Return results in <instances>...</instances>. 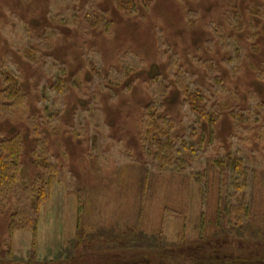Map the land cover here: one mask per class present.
Returning a JSON list of instances; mask_svg holds the SVG:
<instances>
[{"label":"rangeland","instance_id":"obj_1","mask_svg":"<svg viewBox=\"0 0 264 264\" xmlns=\"http://www.w3.org/2000/svg\"><path fill=\"white\" fill-rule=\"evenodd\" d=\"M8 84L24 103L0 114V143H22L1 264H192L207 245L220 264L264 261V0H0ZM161 119L181 171L158 170ZM43 159L63 181L33 242L9 226Z\"/></svg>","mask_w":264,"mask_h":264},{"label":"trees","instance_id":"obj_2","mask_svg":"<svg viewBox=\"0 0 264 264\" xmlns=\"http://www.w3.org/2000/svg\"><path fill=\"white\" fill-rule=\"evenodd\" d=\"M188 100V99H187ZM191 102L190 106L194 112H198V105L195 101L189 100ZM24 103V96L21 94L19 89H16L10 84L3 90H0V114H8L14 107L20 106ZM200 114V111H199ZM198 114V116H199ZM162 120V119H161ZM163 124L166 125L165 128L161 129L158 133L155 132L151 140L153 145V150L155 152V161L157 162V167L159 171H165L167 168H173L174 170L181 171V161H179V153L181 150L176 149V142L180 138L171 137L170 130L172 125L163 121ZM185 148V147H184ZM22 149V143L17 137L6 138L0 143V196L4 191L13 188L17 184L18 173H19V155ZM177 155V157H176ZM221 166V163H219ZM231 169L233 173L238 177L244 176L245 169L242 162L238 160H232L230 162ZM39 169L42 171V179L39 183V188L36 190V201L35 204H32L28 207L30 210H26L29 217L23 219L22 214L16 215L20 217L18 224L14 226V223H11L9 228H15V231H30L33 235V242L36 237L38 221H39V209L42 204H44L49 198V192L54 183H62V173L61 170L55 167L52 163L45 162L43 159ZM148 177H145L142 181V188L145 190L148 187ZM143 194V192H142ZM27 208V207H25ZM23 208V209H25ZM78 222V221H77ZM207 249V252H206ZM211 246H199L194 247L193 250L186 248L188 252V257L193 261L192 264H220L219 257L216 259L209 257L207 254L211 252ZM245 264L244 259H239ZM238 264V260L234 261ZM257 264H262L264 261H254ZM1 264V263H0ZM242 264V263H239Z\"/></svg>","mask_w":264,"mask_h":264}]
</instances>
